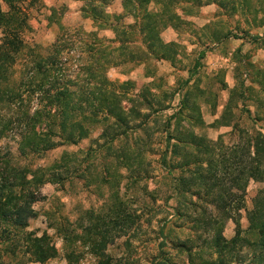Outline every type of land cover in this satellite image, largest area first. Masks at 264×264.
<instances>
[{
    "label": "rangeland",
    "instance_id": "rangeland-1",
    "mask_svg": "<svg viewBox=\"0 0 264 264\" xmlns=\"http://www.w3.org/2000/svg\"><path fill=\"white\" fill-rule=\"evenodd\" d=\"M23 6L29 26L12 78L59 37L60 82L80 109L71 136L60 115L51 149L21 155V122L0 136V172H23L38 199L27 227L9 230L45 234L56 251L39 262L4 255L0 242L3 261L217 264V243H233L228 264L253 262L264 228V0ZM103 43L112 50L99 73L106 90L93 80L80 102L90 47Z\"/></svg>",
    "mask_w": 264,
    "mask_h": 264
},
{
    "label": "trees",
    "instance_id": "trees-1",
    "mask_svg": "<svg viewBox=\"0 0 264 264\" xmlns=\"http://www.w3.org/2000/svg\"><path fill=\"white\" fill-rule=\"evenodd\" d=\"M31 1L36 0H0V136L8 132L13 125L24 123V130L18 144L21 155L48 150L55 146L54 136L57 132L54 127L57 126L56 121L60 119V115L65 116L67 124V127L62 125V129L69 128L68 134L71 136L78 125L75 116L80 109L78 101L73 102L74 92L62 86L60 82L58 55L61 50L58 45L61 38L59 37L50 55L45 58L35 55L33 60L26 63L28 69L26 77H22L17 83L12 78L13 67L25 47L22 34L29 26L28 14L23 5ZM88 1L91 5L94 2L106 3V0ZM90 48L95 56L91 64L84 65L89 77L86 80L87 87L79 93V101L83 100L86 103L88 99L85 101L82 98H87V95L92 93L88 87L93 80L96 82L94 88L99 91L98 94L105 92V80L99 76V73L112 59V56L106 59L112 50L108 51L104 43L91 45ZM29 75L30 79H33L34 75H40L41 78L31 83L27 81ZM26 84L28 87L25 86ZM22 87L23 90H21ZM34 95L37 97V105L33 113H30L26 104ZM101 101L104 105L105 100ZM5 105H14L19 110L15 118L14 115L8 118L3 117L1 108ZM164 152L166 154L167 146ZM23 180H25L24 173L15 169H11L8 174L0 172V242L6 243L3 254L8 253L12 257L20 254L27 260L35 259L44 262L52 258L56 252L54 246L48 244L45 234L36 236L34 233H28L18 237L15 233L11 234L12 231L9 230V227L14 231L27 227L29 220L35 216L33 203L38 200L37 193ZM2 225L8 226L1 228ZM261 231V238L252 244L260 251L250 264H264V228ZM231 249H233V243L231 246L217 243L219 260L217 264H228ZM3 254L0 253V264H8L3 261Z\"/></svg>",
    "mask_w": 264,
    "mask_h": 264
}]
</instances>
